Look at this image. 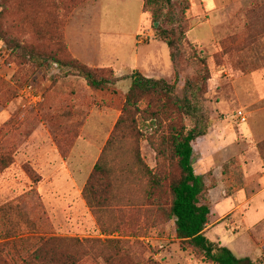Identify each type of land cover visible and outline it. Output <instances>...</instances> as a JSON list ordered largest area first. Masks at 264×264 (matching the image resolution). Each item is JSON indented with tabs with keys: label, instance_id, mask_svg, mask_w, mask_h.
Returning a JSON list of instances; mask_svg holds the SVG:
<instances>
[{
	"label": "rangeland",
	"instance_id": "rangeland-1",
	"mask_svg": "<svg viewBox=\"0 0 264 264\" xmlns=\"http://www.w3.org/2000/svg\"><path fill=\"white\" fill-rule=\"evenodd\" d=\"M190 3L189 32L176 62L164 41L142 46L139 59L143 63L146 57H154L156 63L148 66L151 77L169 83H174L178 70L176 95L196 104V86L203 84L209 71L203 102L193 112L194 117L209 120L207 134L193 142L194 168L204 176L211 207L205 234L231 248L236 256L264 264V165L257 146L264 134L256 123L258 109L249 108L251 102L240 103L233 84L235 78L264 70V22L252 13L264 6V0ZM142 5L143 0H0V245L4 253L9 251L10 263L27 262L15 257L14 248L21 246L26 256L37 238L60 236L138 239L143 245L142 264H216L181 245L173 220L159 227L150 225L148 215L138 209L142 206L138 189L144 180L135 177L136 205L124 207L122 212L98 213L83 194L104 151L105 162L118 170L132 158L131 139L105 147L132 84L129 76L137 70L133 48L156 38L151 14ZM16 43L46 49L64 45L72 54L71 48L78 47L86 57L101 59L90 66H113L116 76L126 78L116 84L119 94L106 96L58 62L39 67L33 58H23ZM30 84L41 100L30 102L25 97L23 89ZM239 111L246 114L248 123L240 121ZM252 119L256 138H263L257 143L244 135ZM193 123V117L187 119L189 127ZM154 127L152 120L139 122L145 134ZM81 130L78 145L82 156L79 151L76 154L82 161V179H78L82 194L73 200H45V134L53 135L68 159L69 147ZM140 148L146 164L155 170L154 148L144 138ZM60 179L70 181L65 173ZM83 264L107 263L97 257Z\"/></svg>",
	"mask_w": 264,
	"mask_h": 264
},
{
	"label": "trees",
	"instance_id": "trees-1",
	"mask_svg": "<svg viewBox=\"0 0 264 264\" xmlns=\"http://www.w3.org/2000/svg\"><path fill=\"white\" fill-rule=\"evenodd\" d=\"M5 7L7 10L8 7ZM190 8V0H143V10L150 12L155 35L170 48L173 63L189 32L187 13ZM252 13L264 22V6ZM189 46L192 49L195 47L191 43ZM16 47L23 51V58H33L39 67L48 66L52 61L58 62L76 76L84 78L93 91L106 96L119 94L116 84L126 78L116 76L112 67H93L82 62L64 45L51 49L35 44H17ZM209 75L206 70L203 84L196 86L198 104H193L186 96L179 98L175 93L179 81L178 70H175L174 83L147 77L135 70L129 76L132 84L125 95L122 113L105 147L107 149L131 139V161L118 170L105 162L104 151L94 166L83 194L89 206L98 213L117 209L122 212L124 207L136 205L133 201L137 190L132 183L135 177L144 180L145 184L137 188L141 192V205L144 208L140 206L138 209L148 215L151 226L159 227L173 220L176 237L184 248H192L197 255L216 264H254L248 257L236 256L231 248L210 240L205 234L211 207L207 202L208 187L204 176L196 173L194 168L193 142L207 134L209 120L207 117L203 120L194 117L193 112L203 102ZM190 82L187 80V83ZM192 117L194 123L189 127L187 119ZM141 120H152L155 127L145 134L139 129ZM143 138L157 154L158 166L155 170L146 164L141 155L140 140ZM257 146L264 158V140ZM14 250L15 257L26 260V264H83L97 257L107 264H142L140 255L143 245L138 239L130 242L117 238L52 236L37 238L26 256L21 252V246ZM4 251L0 245V264H12L7 258L9 251Z\"/></svg>",
	"mask_w": 264,
	"mask_h": 264
},
{
	"label": "crops",
	"instance_id": "crops-1",
	"mask_svg": "<svg viewBox=\"0 0 264 264\" xmlns=\"http://www.w3.org/2000/svg\"><path fill=\"white\" fill-rule=\"evenodd\" d=\"M205 10L207 12H210V10ZM139 27L136 28L135 35L139 32ZM86 40L92 41L93 38H86ZM152 43L159 44L161 43V40L156 37L155 39H152L150 43H147L145 45H136L133 48L136 54L135 68L143 72L148 77H151L148 66L152 64V62L156 63V61L154 60V57L151 58V56H148L146 57L144 62L141 63L139 59V51L141 50L140 48L142 46L145 47L151 45ZM75 48L76 49L71 48L73 54L88 65H96L101 61V59L96 61L95 58L86 57L85 54L82 53V50L80 48ZM233 80L235 95L238 98L239 102H251L247 103V106L252 109H258L256 113H258L259 119L256 123L261 126V132L264 134V70H256L247 75H244L241 78H235ZM246 95L248 96L247 98H245ZM106 113L107 112L103 114L101 113L100 115L102 116ZM251 113L254 114L253 111H251ZM253 121L254 119H252V123L247 126L244 135L245 138L247 136L253 137L255 143H257L263 138H256L255 133L253 132L251 127ZM112 122L113 121H111L110 126ZM245 123H248V120ZM82 136L83 135L81 130L79 135L75 136V138L73 139V144H71L69 147L70 155L68 159H65L61 152V148L59 147V144L55 141L53 135L50 132L45 134V200L51 201L52 203L54 201H60L61 199L73 200L74 198L82 194L83 185H79L78 183V179H82V161L78 160L77 155L79 154H76V152L79 151L81 152L82 156V151L81 149H79L78 145V141ZM106 138L108 139V137ZM259 159L262 161V165H264V158L259 156ZM64 173L70 178V181L67 182L60 179L61 176L64 175ZM45 203H47L46 205L49 206V202L45 201Z\"/></svg>",
	"mask_w": 264,
	"mask_h": 264
},
{
	"label": "built area",
	"instance_id": "built-area-1",
	"mask_svg": "<svg viewBox=\"0 0 264 264\" xmlns=\"http://www.w3.org/2000/svg\"><path fill=\"white\" fill-rule=\"evenodd\" d=\"M23 93H24L25 97L30 100V102H35L37 100L42 99L41 95L35 94L34 87L32 84L25 86L23 89ZM238 117H239L240 121H242V122H245L247 120L246 114L243 111L238 112Z\"/></svg>",
	"mask_w": 264,
	"mask_h": 264
}]
</instances>
